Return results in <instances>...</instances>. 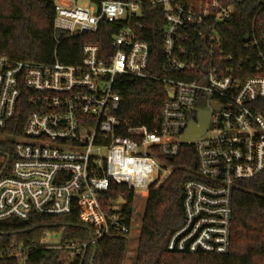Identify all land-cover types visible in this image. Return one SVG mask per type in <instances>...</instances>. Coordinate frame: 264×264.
Returning a JSON list of instances; mask_svg holds the SVG:
<instances>
[{
    "label": "built area",
    "instance_id": "built-area-1",
    "mask_svg": "<svg viewBox=\"0 0 264 264\" xmlns=\"http://www.w3.org/2000/svg\"><path fill=\"white\" fill-rule=\"evenodd\" d=\"M197 1L183 6L174 0H112L96 6L87 0L77 6L56 0L55 37L94 35L102 24H110L115 27L112 52L85 44L77 66L57 59L35 64L0 57V129L23 102L27 108L9 169L0 172V221L63 216L77 206L80 221L94 229L92 241L61 247L51 243L54 234L48 231L40 241L45 248L65 250L70 259H83L103 237L128 238L137 211L133 203L127 216L122 201L103 206L110 184L126 186L133 202L145 200L173 172L163 160L179 155L188 124H197L203 105L210 114L209 129L187 145L194 150L196 178L183 185L184 222L167 251L228 253L233 190L264 174V76L241 78L223 64H203L204 55L191 48L212 55L217 42L213 28L234 16L239 0ZM147 6L160 7L164 17L162 70L183 74L182 79L147 73L149 45L139 37ZM121 77L150 78L167 87V100L150 127L118 117ZM10 256L20 264L26 259L22 246Z\"/></svg>",
    "mask_w": 264,
    "mask_h": 264
},
{
    "label": "trees",
    "instance_id": "trees-1",
    "mask_svg": "<svg viewBox=\"0 0 264 264\" xmlns=\"http://www.w3.org/2000/svg\"><path fill=\"white\" fill-rule=\"evenodd\" d=\"M88 1L98 6L112 0ZM174 1L183 6L198 2ZM55 2L0 0V57L35 64H51L57 59L62 64L77 66L85 44H97L112 52L111 35L115 27L110 24H102L94 35L66 38L62 34L57 42L53 30ZM234 8V16L213 28L217 42L212 45V55L202 47L191 49L204 55L203 64H223L241 78L264 76V0H239ZM163 18L160 7L142 9L139 21L144 29L139 37L149 45L147 73L152 77L182 79L183 74L168 75L162 70ZM167 92V87L157 80L121 77L116 88L121 102L117 115L122 122L150 127L167 100ZM26 116L23 102L15 117L0 129V172L5 166L6 171L9 169L14 141L22 134ZM163 162L173 167V172L159 187L150 190L145 199L133 264H264V174L238 183L233 190L230 248L226 255L183 254L168 252L167 245L184 222L183 185L196 178L193 147L181 146L176 158ZM108 189L103 206L122 201L124 213L129 216L134 203L132 191L113 182ZM88 230L94 229L80 221L77 206L63 216L32 215L27 221H0V264H20L10 256L11 250L19 246L26 253L24 264H90L91 246L83 259H70L63 249L40 245L44 231L60 235L61 247L70 243L87 244ZM96 245L93 264L124 263L127 238L103 237Z\"/></svg>",
    "mask_w": 264,
    "mask_h": 264
},
{
    "label": "water",
    "instance_id": "water-1",
    "mask_svg": "<svg viewBox=\"0 0 264 264\" xmlns=\"http://www.w3.org/2000/svg\"><path fill=\"white\" fill-rule=\"evenodd\" d=\"M60 33H56V39L59 40L60 39ZM172 96L169 94L168 98H171ZM214 107V105H213ZM209 120H210V114L208 112V110L203 106H199V111H198V115H197V124H194L193 122H190L188 124V127L183 135L182 138V144L183 145H190L194 142L195 139H197L198 137L202 136L203 134H205L208 129H209ZM6 160L8 161V158H6ZM5 168V167H4ZM3 168V169H4ZM88 236H89V240L92 241V233L90 230H88ZM96 252H97V245L96 243L92 244V255L90 258V264H93V260L96 256Z\"/></svg>",
    "mask_w": 264,
    "mask_h": 264
},
{
    "label": "rangeland",
    "instance_id": "rangeland-1",
    "mask_svg": "<svg viewBox=\"0 0 264 264\" xmlns=\"http://www.w3.org/2000/svg\"><path fill=\"white\" fill-rule=\"evenodd\" d=\"M76 3L77 6H81L87 3V0H69ZM145 200H141L140 198L136 197L134 199V208L136 214L134 216V226L132 228V232L127 238V245H126V252L123 264H133V254L135 252V248L137 245L138 240V233L140 229L141 217L143 214ZM50 241L52 244H58L60 242V235H51Z\"/></svg>",
    "mask_w": 264,
    "mask_h": 264
}]
</instances>
